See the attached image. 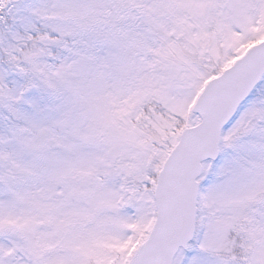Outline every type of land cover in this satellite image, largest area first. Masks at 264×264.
I'll list each match as a JSON object with an SVG mask.
<instances>
[{
    "label": "snow or ice",
    "instance_id": "obj_1",
    "mask_svg": "<svg viewBox=\"0 0 264 264\" xmlns=\"http://www.w3.org/2000/svg\"><path fill=\"white\" fill-rule=\"evenodd\" d=\"M0 264H264V0H0Z\"/></svg>",
    "mask_w": 264,
    "mask_h": 264
}]
</instances>
